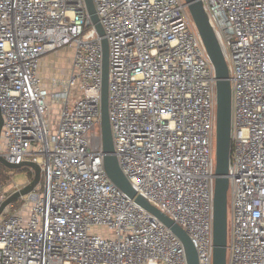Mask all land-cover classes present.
<instances>
[{"label":"built area","instance_id":"2783aa9c","mask_svg":"<svg viewBox=\"0 0 264 264\" xmlns=\"http://www.w3.org/2000/svg\"><path fill=\"white\" fill-rule=\"evenodd\" d=\"M201 1L232 87L227 264H264V0ZM93 2L119 166L213 264L216 76L192 16L184 0ZM65 50L70 72L45 83L44 59ZM102 76L85 0H0L1 156L42 170L0 215V264H188L180 239L107 175ZM32 180L0 178V207Z\"/></svg>","mask_w":264,"mask_h":264},{"label":"water","instance_id":"95a60500","mask_svg":"<svg viewBox=\"0 0 264 264\" xmlns=\"http://www.w3.org/2000/svg\"><path fill=\"white\" fill-rule=\"evenodd\" d=\"M192 16L195 27L201 37L202 43L214 66L217 90L216 108V183L214 195V224L213 264H227L228 257V224H229V166L231 159L232 136V87L230 73L219 40L212 28L209 17L201 0H184ZM90 19L95 26L103 48V76L101 90L100 132L104 154V168L110 180L124 194L147 212L155 216L164 226L175 234L183 243L188 264H198L197 251L187 233L173 220L163 214L150 202L139 196L122 172L115 155L114 141L109 120V44L105 38L104 29L96 13L93 0H85ZM4 119L0 110V142ZM0 163L9 169L29 167L34 171V178L27 186L10 196L0 207V215L6 207L18 199L32 193L41 181V167L32 161H24L20 165L9 164L2 156L0 150Z\"/></svg>","mask_w":264,"mask_h":264},{"label":"rangeland","instance_id":"374dc122","mask_svg":"<svg viewBox=\"0 0 264 264\" xmlns=\"http://www.w3.org/2000/svg\"><path fill=\"white\" fill-rule=\"evenodd\" d=\"M72 60L71 51H59L48 55L43 63L41 68V74L45 83L49 84L54 78H61L66 76L70 72ZM51 120L54 125H57L59 120V110L55 109V112L52 114ZM31 168L23 167L20 169H9L6 166L0 163V178L4 184L7 183L8 179L11 176H14L15 182L24 186L28 183L29 180H32L33 173H31ZM13 185H8L7 190H11ZM21 204V199H18L10 205L11 210H16ZM97 234L104 235L109 234L108 230L98 229Z\"/></svg>","mask_w":264,"mask_h":264}]
</instances>
